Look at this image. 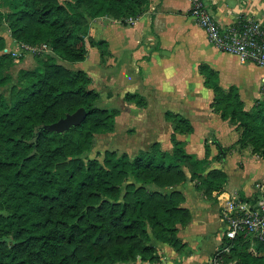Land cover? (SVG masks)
Masks as SVG:
<instances>
[{"label":"trees","instance_id":"obj_1","mask_svg":"<svg viewBox=\"0 0 264 264\" xmlns=\"http://www.w3.org/2000/svg\"><path fill=\"white\" fill-rule=\"evenodd\" d=\"M149 2L0 0V19L8 22L15 41L46 44L52 50L36 55L33 67L19 69L9 97L0 90V182L12 207L0 214V264L154 260V239L186 246L178 224H189L193 214L178 184L194 180L196 189L215 200L216 193L225 191L228 172L210 168L208 143L205 157L186 148L177 132H193L194 125L172 110L165 112L173 122L172 151L155 141L134 156L116 149H106L103 160L84 156L95 144L96 133L114 130L121 107L101 106L90 73L58 58H87L89 17L107 15L126 23L128 17L144 13ZM85 4L88 10L82 8ZM7 43L0 34V87L14 79L11 68L16 61L5 50ZM90 43L100 47L103 59L110 53L107 40ZM200 71L214 90V108L242 127L240 145L251 144L264 157V97L247 110L238 86H222L218 70L208 63L200 64ZM124 99L140 106L148 103L137 91H127ZM81 106L87 109L81 124L64 130L52 126ZM226 152L223 146L217 157ZM223 255L235 264H264V240L240 234Z\"/></svg>","mask_w":264,"mask_h":264},{"label":"crops","instance_id":"obj_2","mask_svg":"<svg viewBox=\"0 0 264 264\" xmlns=\"http://www.w3.org/2000/svg\"><path fill=\"white\" fill-rule=\"evenodd\" d=\"M203 1L225 25L238 22L244 15L264 19V0ZM190 6L191 0H150L144 13L137 17H128L126 23L107 15L89 17L90 35H93L96 40H107L110 53L103 59L100 47L91 45L88 41L87 58L75 64L78 68H83L90 73L92 69L89 61L95 60L98 63V72L93 71L94 75H90L92 76L91 87L100 91L101 100L115 94L114 90L113 92L110 90L113 84L122 81H128L126 84H130L120 91L126 108L116 116L114 130L98 132L96 137L97 134H100L101 138L113 137L118 131L116 127L120 116L127 112L136 114L141 112L149 114L148 116L159 114L165 118V122L151 123L150 128L153 132V128H160L163 132L152 133L155 134L153 142L160 141L162 148L172 151L173 122L165 117V112L167 110L180 112L190 118L194 131L177 132V137L185 140L186 148L197 153L199 157L206 156V143H208L210 168L220 167L226 170L223 165L221 167V164L230 153L239 154L238 162H241V165L245 155L262 156L254 153L250 145L241 146L238 142L241 129H238L230 119L222 117L221 113L214 108L215 93L212 87L205 84L200 64L208 63L218 70L222 86L226 88L231 85L238 86L247 110H251L264 97L262 88L264 65L242 60L237 54L215 46L210 41L206 30L190 14ZM128 72L131 77L128 76ZM97 76L100 78L99 82L96 79ZM127 91L143 94L147 99V105L140 106L134 101L125 100L124 95ZM223 146L227 148V152L222 157H217ZM106 149L111 148L107 146L104 151ZM122 151L129 153V150L119 152ZM230 180L231 176L228 172L225 191L216 193L217 200L227 195L229 198L235 193L244 194L245 198H248L255 193L256 185L253 181L233 186L230 185ZM177 188L184 192L186 196L184 204L193 214L189 224L185 226L178 224V235L180 234L182 241L186 242V246L177 248L167 242L154 239L153 243L160 257L154 260L140 259L135 264H186L183 257L189 243L197 239L195 237L191 240L187 237L192 236L190 230L193 226L197 225V229H200L196 233L199 235V240L203 238V221L206 220L210 210L205 203L217 200L207 197L205 202L202 201L203 204H197L200 208L195 209L196 202L194 204L191 202L188 192L200 201L206 198L199 194L202 191L196 189L195 181L188 179L178 184ZM195 210H198L197 214ZM164 250L167 255H163Z\"/></svg>","mask_w":264,"mask_h":264},{"label":"rangeland","instance_id":"obj_3","mask_svg":"<svg viewBox=\"0 0 264 264\" xmlns=\"http://www.w3.org/2000/svg\"><path fill=\"white\" fill-rule=\"evenodd\" d=\"M82 8L88 10L86 4L82 6ZM3 9L7 10L6 7H3ZM0 34L5 35L7 38L8 43L5 48L6 51H10L12 54H13L12 50L14 49L20 50L21 52V54L18 56L13 54L16 61V63L11 68V72L14 75L13 82L8 84L7 86L0 87V90L9 97L11 86L13 83L17 81V74L19 69L21 67H33L37 63L36 55L46 51L51 52L52 50L49 46L44 44L34 45L35 46L34 48L19 47L20 43L17 41L15 42V40L10 35L9 24L6 20L0 19ZM86 37L89 43L91 40H96V38L93 35H90V28H89V33L87 34ZM106 56L108 57V55ZM58 61L73 68H78L77 65L75 64L76 62H72L70 60H65L62 58H58ZM89 63L92 69L90 70V74L94 75L93 71L98 72L99 65L98 63H96L95 60L93 61L91 60L89 61ZM129 73L130 72H128V76L131 77ZM96 79L98 82L100 81V78L98 76L96 77ZM127 82L128 81H122L120 83L113 84L110 90H112L111 92H113L114 90L115 94L113 96H107L108 99L101 100L99 104L101 106L110 107V108L115 106L121 107V110L126 108L124 107L125 101L122 99V92L120 91L122 89H125L124 87L130 85V84H126ZM148 115L149 114L146 115L141 112L138 114L134 112H127L125 113V115L120 116L119 122L116 127L118 130L117 133H115L113 137H108V138L105 137L101 138V135L97 134L95 144L93 145L92 149L89 152H87L84 156L99 157L100 160H103L104 149L107 146L110 147L111 149L116 148L118 152L120 150H129L130 155L135 154L140 149H148L154 140L153 135L155 134L152 133L158 134L160 132L161 134V132H163V130H161L160 128L159 129L153 128L154 129L153 132L150 127L154 123L162 124V122H165L164 121L165 118L163 116H160L159 114L150 115V116ZM250 146L252 147L253 150V146L251 144ZM258 152L259 151H256L254 153L260 155ZM238 160H240V156L239 154L234 152V153H230L227 159H223L222 161L223 164H221V167L223 165V167L226 168V170L230 173L231 176L230 185L236 186L237 184H241L245 182L247 183L249 181H253V183H255L257 179L261 180L264 178V157H257L255 155L254 156L245 155L243 157V165H241V162H238ZM2 189H3V185L0 182V214H7L11 211L12 207L9 206V203ZM188 194L191 198V202L193 204L196 202V204H194L195 209L200 208V205L197 204H203V202L207 200V196L203 192H199V194L202 197L204 195L206 198L202 199L201 201L199 198L193 197L190 192H188ZM235 194L241 196L240 193H235ZM235 194L230 195L229 198L233 199V196ZM227 197L228 195L225 197L222 196L219 197L217 201L211 200V203L209 202L205 203V205L209 207L210 210L207 214L206 220L203 221V226H202V230L204 233L202 236L203 238L199 240V235H197L196 233L199 232L200 229L199 230L197 229L196 227L197 225L193 226V229L190 230V234H192V236L188 235L187 237L188 239L191 240L195 237L197 239L189 243L187 252L183 257L185 259L184 261L186 262V264H206L208 260L214 258V256L222 248L221 238L224 229L223 227L225 225L224 210H225V206L228 204V199H229ZM197 211L198 210H195L196 214ZM181 235H185V234H181ZM165 252L166 251L164 250L163 255H167ZM252 252L256 254V252H254L253 250ZM159 257L160 255H158V258ZM136 261H134L133 264H135Z\"/></svg>","mask_w":264,"mask_h":264},{"label":"built area","instance_id":"obj_4","mask_svg":"<svg viewBox=\"0 0 264 264\" xmlns=\"http://www.w3.org/2000/svg\"><path fill=\"white\" fill-rule=\"evenodd\" d=\"M190 14L206 30L212 43L218 48L237 54L242 60L264 65V19L244 15L238 22L225 25L203 0H191ZM46 45V44H44ZM21 48L34 45L20 43ZM20 49V48H19ZM18 56L20 50H12ZM264 91V82L262 85ZM255 193L243 198L234 195L225 206V227L222 233V248L206 264H235L226 260L224 252H230L238 235L264 240V178L255 182ZM251 250L256 252L255 244Z\"/></svg>","mask_w":264,"mask_h":264},{"label":"water","instance_id":"obj_5","mask_svg":"<svg viewBox=\"0 0 264 264\" xmlns=\"http://www.w3.org/2000/svg\"><path fill=\"white\" fill-rule=\"evenodd\" d=\"M87 116V109L84 106L79 107L73 112L67 113L66 116L60 118L52 126L59 130L68 129L73 125L81 124Z\"/></svg>","mask_w":264,"mask_h":264}]
</instances>
